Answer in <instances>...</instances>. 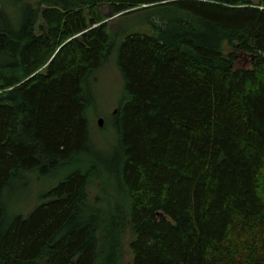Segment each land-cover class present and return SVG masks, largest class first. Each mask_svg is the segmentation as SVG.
<instances>
[{
    "label": "trees",
    "instance_id": "16d2710c",
    "mask_svg": "<svg viewBox=\"0 0 264 264\" xmlns=\"http://www.w3.org/2000/svg\"><path fill=\"white\" fill-rule=\"evenodd\" d=\"M10 1L0 264H264V0ZM130 16L98 146L89 81ZM33 178L46 188L13 210Z\"/></svg>",
    "mask_w": 264,
    "mask_h": 264
},
{
    "label": "rangeland",
    "instance_id": "374dc122",
    "mask_svg": "<svg viewBox=\"0 0 264 264\" xmlns=\"http://www.w3.org/2000/svg\"><path fill=\"white\" fill-rule=\"evenodd\" d=\"M253 1L257 2V0ZM16 12L17 9L12 1L0 0V13L3 14L5 20L15 16ZM141 18L142 16H130L116 20L113 23L110 32L116 41L115 45L107 62L102 68L93 73L92 78L90 79L91 81H89V90L95 100L94 107L89 114L91 135L98 146L104 144L103 138L101 137L110 138L116 133L115 112L124 97L123 80L117 66L119 49L125 36L143 28ZM101 118L104 121L102 127L98 125V120ZM44 188H46V186H40V183L33 178L24 188L8 192L5 198L10 206L14 203L13 210L27 213L33 206V202H35V199H31L30 196L36 197ZM21 199L22 202H17ZM15 201L17 203H15Z\"/></svg>",
    "mask_w": 264,
    "mask_h": 264
},
{
    "label": "water",
    "instance_id": "95a60500",
    "mask_svg": "<svg viewBox=\"0 0 264 264\" xmlns=\"http://www.w3.org/2000/svg\"><path fill=\"white\" fill-rule=\"evenodd\" d=\"M116 17H117V16L112 15V16H110V18H109L106 22H108V21H110V20H113V19H115ZM103 123H104V121H103L102 118L98 120V125H99L100 127L103 126Z\"/></svg>",
    "mask_w": 264,
    "mask_h": 264
}]
</instances>
